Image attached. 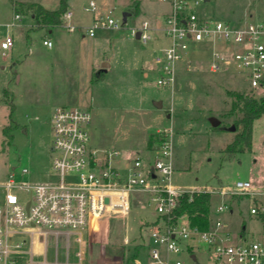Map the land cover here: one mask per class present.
Instances as JSON below:
<instances>
[{"label":"rangeland","instance_id":"374dc122","mask_svg":"<svg viewBox=\"0 0 264 264\" xmlns=\"http://www.w3.org/2000/svg\"><path fill=\"white\" fill-rule=\"evenodd\" d=\"M60 1L0 0V184L11 171L25 183L48 178L54 156L51 117L58 107L91 112L89 148L119 150L121 155L111 161L118 168L136 157L146 158L150 135L171 129L175 185L218 190L233 187L238 180H264V115L254 122L251 151L232 157L225 152L236 134L230 93L260 97L264 89L252 90L235 71H210L207 51H190L192 63L179 64L173 89L157 85L154 58L167 44L159 29L165 25L170 0H141L138 12L134 0H67L68 11L73 13L70 19L63 17L62 26L52 29L37 28L29 5L57 9ZM91 1L97 6L94 12L85 9ZM202 11L213 20L264 22V0H207ZM16 13L21 18L8 27ZM94 13H110L122 28H99L94 36L88 35ZM144 20L153 29L148 43L133 34ZM69 25L76 28L71 30ZM7 35L13 36L14 46L4 50L1 41ZM47 36L52 47L43 44ZM106 64L108 71L93 80ZM212 119L220 124L214 126ZM24 167L29 174H21ZM211 195L212 219L226 223L235 241L240 240L239 234L243 240L264 241V213L250 212L252 206L264 205V196ZM3 199L0 187V203ZM221 204L230 208L218 212ZM158 223H162L160 215L148 195L133 193L125 221L109 218L94 225L96 244L89 248V264H123L133 254L148 264L152 232ZM119 247L124 248L123 258L113 263ZM195 253L197 260L190 252L171 254V258L184 264H211L203 247Z\"/></svg>","mask_w":264,"mask_h":264},{"label":"built area","instance_id":"2783aa9c","mask_svg":"<svg viewBox=\"0 0 264 264\" xmlns=\"http://www.w3.org/2000/svg\"><path fill=\"white\" fill-rule=\"evenodd\" d=\"M205 1L170 0L165 25L159 29L167 44L154 59L157 85L173 89L179 64L192 63L190 51H207L210 71L232 70L241 74L252 90L264 89V22L213 20L203 14ZM85 9L96 11V3L91 1ZM72 16L68 10L63 14L68 19ZM20 18L16 13L7 26L14 27ZM99 28L120 30L122 24L108 13L94 18L87 34L94 36ZM138 32L144 43L152 39L153 29L147 20L133 30L134 36ZM43 44L53 46L50 39H44ZM13 46L12 35L1 41L4 50ZM91 120L88 110L56 108L51 117L54 156L48 178L25 183L11 171L0 184L4 190L0 203V264H89V248L96 244L94 225L109 218L125 221L131 195L136 192L148 195L160 218L171 214L182 196L194 192L254 199L264 196V185L257 186L250 180H238L233 187L218 190L175 185L171 129L158 131L162 139L156 143L150 162L136 157L118 168L111 161L121 155L119 150L89 148L87 127ZM29 173L27 167L21 170L22 175ZM229 208L221 204L217 211ZM250 212L262 214L264 205L252 206ZM238 238L234 240L221 219L206 230L187 221H162L152 232L148 264H184L171 258V254L183 252L194 253L197 260L195 251L202 247L211 264H264V241L243 240V234ZM135 264L142 263L136 259Z\"/></svg>","mask_w":264,"mask_h":264},{"label":"trees","instance_id":"16d2710c","mask_svg":"<svg viewBox=\"0 0 264 264\" xmlns=\"http://www.w3.org/2000/svg\"><path fill=\"white\" fill-rule=\"evenodd\" d=\"M140 1L134 0V7L137 12L139 11ZM29 10L32 11L31 15L37 28L52 29L62 26L63 14L68 10V3L67 0H61L57 9H47L41 4H31ZM103 73L104 70L100 69L93 80L101 79ZM8 94L9 91L6 89L4 96L8 97ZM230 95L233 97L230 113L235 116L233 126L236 134L234 140L226 147L225 152L229 157H232L236 153L252 150L254 122L264 115V95L257 97L255 94H245L243 92L230 93ZM11 106L14 110L13 103H11ZM3 131L7 132V127ZM161 139L160 134H151L148 141L150 148ZM211 204V193L194 192L185 194L180 198L174 211L169 215H164L161 219L166 224H177L182 218H185L189 225L206 230L213 222ZM191 254L194 258V253L191 252ZM138 256L136 254L128 256L123 264L134 261Z\"/></svg>","mask_w":264,"mask_h":264},{"label":"crops","instance_id":"0c3cea01","mask_svg":"<svg viewBox=\"0 0 264 264\" xmlns=\"http://www.w3.org/2000/svg\"><path fill=\"white\" fill-rule=\"evenodd\" d=\"M169 13V12H168ZM100 16L101 15H103V14H99ZM98 16V15H97ZM96 16V13H94L93 14V16H92V20L91 21H93L94 20V18H96L97 17ZM99 17V16H98ZM33 18V17H32ZM34 20V19H33ZM81 28V27H80ZM50 32L52 31V30H49ZM161 35V34H160ZM164 37L161 35V39H163ZM45 39H50L51 40V38L49 37V36H47ZM156 39H158V38H156ZM167 43V42H166ZM155 59V58H154ZM149 65H151V64H149ZM102 69V68H101ZM108 70H105L104 72H107ZM159 130H157L156 132H158ZM149 141V140H148ZM155 146H156V143L154 144V146H153V148H147V152H148V155H147V157L146 158H143L144 159V161L145 162H150V159H152V157H153V153H154V148H155ZM255 185H257V186H262V185H264V180H256V181H254L253 182ZM231 211H233V209L231 210ZM181 222H186V219L185 218H182L181 220H180ZM215 220L213 219V222H214ZM193 257H195V256H193Z\"/></svg>","mask_w":264,"mask_h":264},{"label":"water","instance_id":"95a60500","mask_svg":"<svg viewBox=\"0 0 264 264\" xmlns=\"http://www.w3.org/2000/svg\"><path fill=\"white\" fill-rule=\"evenodd\" d=\"M206 1H207V0H206ZM128 15H129V14H127V13L124 15V20H125V21H126ZM136 38H137V39L140 38V32H138V33L136 34ZM107 66H108L107 64L104 65V66L102 67V69H103L104 71L107 70ZM212 124H213L214 126H217V125L220 124V122H219L217 119H212ZM232 130L235 131V127H234V126L232 127ZM51 150H53V148H51ZM123 254H124V248H123V247H119V248L117 249V251H116V255L112 257L111 261H112L113 263H118L119 261L122 260V258H123ZM194 258H195V257H194Z\"/></svg>","mask_w":264,"mask_h":264}]
</instances>
